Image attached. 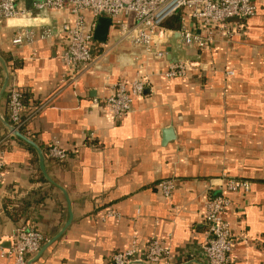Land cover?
<instances>
[{
    "label": "crops",
    "instance_id": "obj_1",
    "mask_svg": "<svg viewBox=\"0 0 264 264\" xmlns=\"http://www.w3.org/2000/svg\"><path fill=\"white\" fill-rule=\"evenodd\" d=\"M38 15L46 24L61 19L58 13ZM40 21L0 22V55L8 59L9 84L26 95L21 132L41 149L55 137L68 153L62 161H44L48 175L68 194L72 219L31 264H104L134 239L141 245L152 237L169 240L173 264H205L196 253L208 236L204 204L218 192L221 179L251 183L246 193H226L229 264H264V2H256L255 14L238 34L210 50L183 46L177 34L170 35L158 43L168 53L160 60H147L138 45L113 46L109 28L103 47L93 52L97 56L105 49L106 55L90 71L78 73L59 58L63 45L57 39L11 43L17 26L38 31ZM172 60L196 62L199 69L182 78L165 77ZM229 69L233 75H225ZM136 71L149 74L150 83L121 119L93 103ZM2 78L0 67V87ZM0 114L8 119L6 92ZM167 129L171 137L165 139ZM25 144L0 120L3 248L10 246L17 227L39 230L45 242L69 217L64 195L42 173L43 180L38 179L37 154ZM166 178L174 179L167 199L156 188ZM8 199L17 201V220L5 211ZM107 210L115 215L104 216ZM0 264H14L12 255L0 254Z\"/></svg>",
    "mask_w": 264,
    "mask_h": 264
},
{
    "label": "built area",
    "instance_id": "obj_2",
    "mask_svg": "<svg viewBox=\"0 0 264 264\" xmlns=\"http://www.w3.org/2000/svg\"><path fill=\"white\" fill-rule=\"evenodd\" d=\"M264 0H0V22L31 17L43 21L38 13H58L59 23L41 22L36 31L33 26L16 27L11 43L16 46L29 45L36 40L57 39L63 45L59 58L73 73L88 72L107 50L94 56L95 47H103L104 42L94 39V28L98 17L111 19L110 29L114 32L112 45L127 43L141 46L149 58L165 59L167 52L159 49L158 43L164 42L172 34H177L183 46H191L199 51L210 50L217 41L230 40L239 33L240 23L253 16L256 2ZM181 12L177 29L166 28L164 21ZM35 14L36 16H34ZM130 18V21H126ZM242 29V28H241ZM242 31V30H241ZM240 31V32H241ZM108 38V37H107ZM148 63V61H147ZM145 65H139L142 69ZM196 62L172 60L166 65L162 75L168 78L186 77L190 70L197 68ZM199 69V68H197ZM225 75H233L226 70ZM150 83V75L136 71L131 79L117 80L111 85V92L102 99H93L110 110L113 116L121 119L131 111L135 97L141 95ZM7 117L17 128L22 124L24 103L21 91L12 84L7 90ZM50 158L64 160L68 153L57 138L47 144ZM4 161L0 156V181L3 176ZM218 192L209 197L204 204V222L207 238L197 248L196 253L205 264H229L232 244L230 228L225 211L230 205L228 192L246 193L251 183L243 179H221L215 185ZM174 179L158 181L156 188L163 198L171 196ZM115 215L107 210L104 216ZM10 246L0 254L12 255L14 264H26L28 256L43 243V234L28 225L13 230L9 236ZM172 250L167 239L152 237L143 244L134 239L122 251L113 252L104 264H129L145 261L151 264H173Z\"/></svg>",
    "mask_w": 264,
    "mask_h": 264
},
{
    "label": "water",
    "instance_id": "obj_3",
    "mask_svg": "<svg viewBox=\"0 0 264 264\" xmlns=\"http://www.w3.org/2000/svg\"><path fill=\"white\" fill-rule=\"evenodd\" d=\"M110 25H111V19L109 17H104V16L98 17L97 22H96V26L94 28V39L101 41V42H105L107 40V37H108ZM167 51H169V49H167ZM0 67L2 69V74H3L2 83H1V87H0V98H1L2 95L6 92L8 86H9V81H10V71H9L8 65H7L5 59L1 55H0ZM0 120L3 123V125L5 126L7 132L12 137H16V138L20 139L21 141L28 144L29 146H31L35 150V152L37 154L38 168H39L40 172L42 173L43 177L51 185L55 186L57 189H59L62 192V194L64 195V197L67 201V204H68L69 217H68L67 221L65 222V225L62 227V229L54 237L43 242L40 245V247L29 258H27L26 264H31L33 261H35L44 252V250L55 239H57L62 234L64 229L70 223V221L72 219V212L70 209V200H69V197H68L66 190L60 184L56 183L48 175L46 168H45L44 153H43L42 149L35 143V141H33L30 137L23 134L15 125H13L7 118H5L1 114H0ZM164 132H165V139H168L171 137V130L170 129H167ZM195 262L198 264H204V263L199 262V261H195ZM129 264H151V263H148L145 261H134V262L129 263Z\"/></svg>",
    "mask_w": 264,
    "mask_h": 264
},
{
    "label": "trees",
    "instance_id": "obj_4",
    "mask_svg": "<svg viewBox=\"0 0 264 264\" xmlns=\"http://www.w3.org/2000/svg\"><path fill=\"white\" fill-rule=\"evenodd\" d=\"M181 15H182L181 12H178V13H176L175 15H173V16L167 18V19L164 21V23H163L164 26H165L166 28H171V29H174V30L177 29V28L179 27V25H180V16H181ZM247 19H248V18H247ZM245 20H246V19H245ZM245 20H243V21L240 23V28H242L243 22H244ZM5 59H6V61L8 62V59H7V58H5ZM15 64H16V63H15ZM25 97H26V95L22 93V101H23V102L25 101ZM19 130H20V131H23V126H22V125L19 126ZM25 146H27V147L29 148V150H30L31 152L34 153V155L36 154L35 151H34V149H33L31 146H29L28 144H25ZM42 149H43V153H44L45 159H47L48 161H62V160H57V159L50 158V157L48 156V154H47V145H46V147H42ZM35 161H36V160H35ZM36 170H37V169H36ZM37 175H38V179L43 180V177H42L41 172H40L39 170H37ZM16 203H17L16 200H14V199H8V200L6 201V204H5V211H7L9 214H13V215H14L13 218H14L15 220H17L18 217H20V213H18L19 211H16V210L19 208V206L16 205ZM18 210H19V209H18ZM17 213H18V214H17Z\"/></svg>",
    "mask_w": 264,
    "mask_h": 264
},
{
    "label": "rangeland",
    "instance_id": "obj_5",
    "mask_svg": "<svg viewBox=\"0 0 264 264\" xmlns=\"http://www.w3.org/2000/svg\"><path fill=\"white\" fill-rule=\"evenodd\" d=\"M52 12H49V14H51ZM58 21H60L61 19L60 18H56Z\"/></svg>",
    "mask_w": 264,
    "mask_h": 264
}]
</instances>
